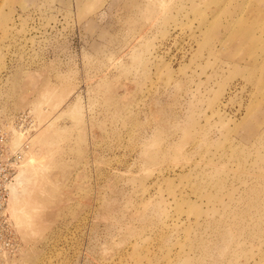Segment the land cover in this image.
I'll return each instance as SVG.
<instances>
[{
    "label": "rangeland",
    "instance_id": "374dc122",
    "mask_svg": "<svg viewBox=\"0 0 264 264\" xmlns=\"http://www.w3.org/2000/svg\"><path fill=\"white\" fill-rule=\"evenodd\" d=\"M0 264H264V0H0Z\"/></svg>",
    "mask_w": 264,
    "mask_h": 264
},
{
    "label": "bare ground",
    "instance_id": "6f19581e",
    "mask_svg": "<svg viewBox=\"0 0 264 264\" xmlns=\"http://www.w3.org/2000/svg\"><path fill=\"white\" fill-rule=\"evenodd\" d=\"M21 138V137H20ZM17 139H19V137L17 138ZM17 145V144H16Z\"/></svg>",
    "mask_w": 264,
    "mask_h": 264
}]
</instances>
